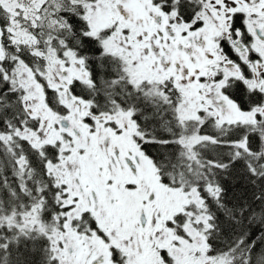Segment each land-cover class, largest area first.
<instances>
[{
    "label": "snow or ice",
    "instance_id": "6c2138e0",
    "mask_svg": "<svg viewBox=\"0 0 264 264\" xmlns=\"http://www.w3.org/2000/svg\"><path fill=\"white\" fill-rule=\"evenodd\" d=\"M0 264H264V0H0Z\"/></svg>",
    "mask_w": 264,
    "mask_h": 264
}]
</instances>
